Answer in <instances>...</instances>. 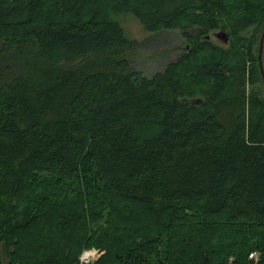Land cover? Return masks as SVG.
<instances>
[{
    "label": "trees",
    "instance_id": "1",
    "mask_svg": "<svg viewBox=\"0 0 264 264\" xmlns=\"http://www.w3.org/2000/svg\"><path fill=\"white\" fill-rule=\"evenodd\" d=\"M129 13L188 52L142 77ZM262 27L264 0H0V264H264Z\"/></svg>",
    "mask_w": 264,
    "mask_h": 264
},
{
    "label": "rangeland",
    "instance_id": "2",
    "mask_svg": "<svg viewBox=\"0 0 264 264\" xmlns=\"http://www.w3.org/2000/svg\"><path fill=\"white\" fill-rule=\"evenodd\" d=\"M116 21L124 30L127 38L139 44L137 52L134 53L131 58V68L140 73L144 78L150 79L158 74H164L170 65L177 63L189 50L187 37L185 35L186 31H182L181 29L163 30L159 33L151 34L145 30L140 20L133 13L125 14L117 18ZM260 27L252 28L241 36L233 39L230 33L218 30L211 33L210 41L227 53L233 50L234 44H237L239 50L243 52L244 50L242 47L245 44L249 46L251 43L257 42L259 39ZM194 33L195 30H188L186 34L194 35ZM220 33H225L229 37L230 40L228 44H225L223 40L216 37V35ZM235 53L236 49L232 54H228L230 56H228L229 59H232L231 62L234 65L242 59L240 55L238 56V54ZM253 53L254 57L257 59L259 56L258 46L254 47ZM252 64L253 62L249 63L247 67L249 68ZM246 95L248 98H259L264 101V83L261 81L260 74L254 83L251 82L247 84ZM103 226L105 225L102 224L100 227ZM101 256V251L97 248L86 249L79 258V264H95L100 260Z\"/></svg>",
    "mask_w": 264,
    "mask_h": 264
},
{
    "label": "water",
    "instance_id": "3",
    "mask_svg": "<svg viewBox=\"0 0 264 264\" xmlns=\"http://www.w3.org/2000/svg\"><path fill=\"white\" fill-rule=\"evenodd\" d=\"M216 37L220 40H223V42L225 44L229 43L230 39L225 33H220V34L216 35ZM207 40L210 41L211 37H208ZM263 56H264V28H263V33H262L261 40H260L259 57H258L260 71H261L262 79L264 81V60H263Z\"/></svg>",
    "mask_w": 264,
    "mask_h": 264
},
{
    "label": "bare ground",
    "instance_id": "4",
    "mask_svg": "<svg viewBox=\"0 0 264 264\" xmlns=\"http://www.w3.org/2000/svg\"><path fill=\"white\" fill-rule=\"evenodd\" d=\"M205 28H206V27H205ZM262 28H263V27H262ZM260 31H261V30H260ZM252 255H254V256H255V257H254V259L257 257V256H256V254H252ZM252 255H251V256H252ZM250 258H251V257H250ZM251 259H252V258H251Z\"/></svg>",
    "mask_w": 264,
    "mask_h": 264
},
{
    "label": "built area",
    "instance_id": "5",
    "mask_svg": "<svg viewBox=\"0 0 264 264\" xmlns=\"http://www.w3.org/2000/svg\"><path fill=\"white\" fill-rule=\"evenodd\" d=\"M254 257H255L254 255L251 256L252 259H254Z\"/></svg>",
    "mask_w": 264,
    "mask_h": 264
}]
</instances>
